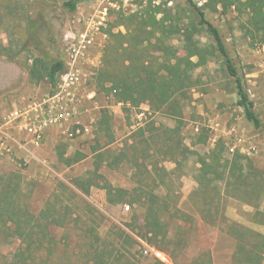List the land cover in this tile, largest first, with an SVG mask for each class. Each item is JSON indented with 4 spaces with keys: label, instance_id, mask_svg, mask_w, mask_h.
Returning a JSON list of instances; mask_svg holds the SVG:
<instances>
[{
    "label": "rangeland",
    "instance_id": "rangeland-1",
    "mask_svg": "<svg viewBox=\"0 0 264 264\" xmlns=\"http://www.w3.org/2000/svg\"><path fill=\"white\" fill-rule=\"evenodd\" d=\"M64 1L0 0V43L19 49L32 23L38 26L44 46H52L53 53L63 58L67 37L82 30L87 20L97 24L103 6L107 7L90 55L82 61L83 83L75 89L73 119L80 123L50 126L42 145L30 151L14 128L6 130L10 137L0 133V174H19L22 188L30 194L22 203H29L35 215L50 204L62 222L50 224L54 241L41 252L45 259L36 257L31 264H152L157 260L162 264H234L237 240L228 223L236 221L262 233L264 225L253 220V206L233 196L225 184L220 183V194L210 191L205 197L198 190L197 173L198 158L208 156L220 141L224 157L239 153L264 167V46L244 36L240 23L245 15L238 16L234 9L227 14L207 10L254 101L263 122L260 128L248 122L237 105L234 79L217 53L195 67L196 84L177 95L179 116L121 101L114 84L106 81L114 78L113 71L123 76L128 62L148 60L157 68L159 63L187 54L180 33L168 34L162 46L146 43L145 50L131 47L135 40L121 35L137 26L135 15L142 12L182 26L190 21L186 0H82L75 12L64 10ZM196 38L202 45H214L204 30ZM33 54L28 48L15 58L0 55V124L11 110L30 101L42 103L44 113L48 111L45 102L58 88L31 81L28 67ZM104 110L110 116L109 131L101 123ZM98 142L104 145L100 149L105 152L104 162L94 152L100 147ZM95 173L113 186L128 189L124 201L111 203L102 186L93 185L86 193L74 182L76 178L87 182ZM151 198L169 223L164 241H153L144 226ZM260 208L264 210V199ZM19 245L20 240L2 227L0 264H10ZM155 250L166 253L168 259H159ZM236 264H257V257L243 252Z\"/></svg>",
    "mask_w": 264,
    "mask_h": 264
},
{
    "label": "trees",
    "instance_id": "trees-1",
    "mask_svg": "<svg viewBox=\"0 0 264 264\" xmlns=\"http://www.w3.org/2000/svg\"><path fill=\"white\" fill-rule=\"evenodd\" d=\"M81 1L65 0L62 7L68 12H75ZM186 2L190 9V21L182 26L174 23L168 24L157 18L155 14L147 12L145 15V12H142L140 16L135 15L133 22H136L137 26L133 29L127 28V33H121V35L125 39L130 40L131 38L133 43L135 40L131 47L135 49L143 47L145 50L146 43L162 46L168 34L180 33L187 54L176 56L174 61L159 63L157 68H154L152 63L149 64L148 60L143 62L139 60L141 64L140 62L137 64L128 62L125 64L123 76L113 71L111 75L114 78L107 77L106 81L114 84L115 93L121 101L137 107L147 104L150 108L165 109L166 112L179 116L180 112L175 108L177 95L196 84L192 74L195 67L206 64L209 57H214L217 53L222 57L226 71L234 79L237 105L243 109L247 121L255 128H260L263 122L255 110L254 101L229 54L220 30L208 18L207 10L227 14L234 9L238 16L245 15L246 18L240 23L244 36L253 41L257 40L264 46V0H203L202 2L186 0ZM28 25L24 44L19 49L13 50L10 45L0 43V55L15 58L22 51L32 48L34 54L28 67L31 81L47 83L54 89L67 70L66 62L63 57L53 53L52 46L50 48L44 46L39 39L36 24L29 23ZM203 30L213 37L212 47L202 45L196 38V35ZM157 33H160V36H157ZM110 35L115 34L110 32ZM154 39L155 42H153ZM128 46L129 44L124 46L125 51H128ZM193 57L198 59L194 61ZM101 123L106 125L107 131L110 130V116L105 110L102 112ZM103 146L100 144L99 148H94V152L98 151L96 157L99 162L106 160L105 152L100 151ZM224 150V143L220 141L208 156L198 158L200 164L197 173L199 192L208 198L210 191L220 194V183L225 184L229 190L233 191V196L253 206V220L264 225V210L260 208L261 201L264 199V167L256 166L250 157L239 153L234 154L232 158H226L223 155ZM121 160L122 158L118 159V161ZM95 175L99 179L94 176L95 178L84 182L76 178L74 182L86 193L93 185L102 186L107 190L108 201L111 203L124 201L129 193L128 189L113 186L101 174L95 173ZM20 181L21 176L17 173L0 174V230L5 227L11 236L20 240V245L11 255L10 264H31L36 257L44 260L45 257L41 252L54 241V237L48 231L50 224H61L62 222L55 214L56 210H50V204L35 215L29 203H22L24 198H30V194L22 188ZM150 201L144 217L145 229L148 234H151L150 238L153 241L159 242V239L164 241L168 237L169 223L162 218L156 199L151 198ZM228 225L233 229L237 240L233 254L234 264H236L238 254L243 252L256 256L257 264H261L264 260V233L243 226L236 221ZM152 264H162V262L157 260Z\"/></svg>",
    "mask_w": 264,
    "mask_h": 264
},
{
    "label": "built area",
    "instance_id": "built-area-1",
    "mask_svg": "<svg viewBox=\"0 0 264 264\" xmlns=\"http://www.w3.org/2000/svg\"><path fill=\"white\" fill-rule=\"evenodd\" d=\"M101 13L102 16L97 24L87 20L82 30L67 37L64 51L67 70L61 76L57 91L45 102L49 105L47 113H44L42 103L30 101L27 105L11 110L4 117L0 124V133L5 137H10L6 130L14 128L23 137L30 135L33 144L41 145L50 126L73 120L76 102L75 89L83 80L82 61L89 57L95 44L94 34L99 29L98 25H102L105 20L106 6H103ZM1 145L6 148L4 140L1 141ZM125 208L128 210L130 205L127 204ZM155 255L162 261L168 259L167 254L159 250H155Z\"/></svg>",
    "mask_w": 264,
    "mask_h": 264
},
{
    "label": "crops",
    "instance_id": "crops-1",
    "mask_svg": "<svg viewBox=\"0 0 264 264\" xmlns=\"http://www.w3.org/2000/svg\"><path fill=\"white\" fill-rule=\"evenodd\" d=\"M82 81H83V80H82ZM82 83H83V82H82ZM82 83H80V85H81ZM78 87H79V86H78ZM78 87H77V88H78ZM220 96L223 97L224 95L221 93ZM76 110H77V107H76ZM72 121H75V120L73 119ZM75 123L78 124V123H80V122L75 121ZM24 137H25V139H26V141H27L25 147H26V149H27L28 151H30L31 148L40 147V146L42 145V144H41V145H35V144H33V143L31 142V136H30V135H29V136H28V135H25ZM230 259H231V258H230Z\"/></svg>",
    "mask_w": 264,
    "mask_h": 264
}]
</instances>
